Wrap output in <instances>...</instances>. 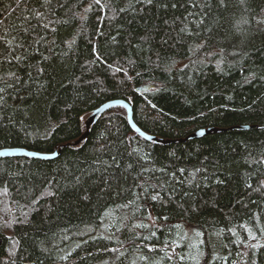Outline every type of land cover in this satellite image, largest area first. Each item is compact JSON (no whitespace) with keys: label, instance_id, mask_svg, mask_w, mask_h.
<instances>
[{"label":"trees","instance_id":"trees-1","mask_svg":"<svg viewBox=\"0 0 264 264\" xmlns=\"http://www.w3.org/2000/svg\"><path fill=\"white\" fill-rule=\"evenodd\" d=\"M0 97V264H264V0H0Z\"/></svg>","mask_w":264,"mask_h":264},{"label":"water","instance_id":"water-1","mask_svg":"<svg viewBox=\"0 0 264 264\" xmlns=\"http://www.w3.org/2000/svg\"><path fill=\"white\" fill-rule=\"evenodd\" d=\"M114 105H121L126 109V115H127V119L129 121L130 125L132 126V128L134 130H136V132L138 134H140L145 139L153 140V141H157V142H160V141L161 142H168L169 141V140H165V139H162L160 137L151 135V134L141 130L134 123V121L132 119V110H131L130 104L123 99H112V100H108V101L102 103L101 105H99L98 107L94 108L84 120L85 129L82 132V134L78 138H76L74 141L68 142L66 144L76 145L81 140H83L88 133L90 125L98 118V116L102 112H104V110H106L107 108L114 106ZM216 130H218V128H215V127L199 128V129L195 130L193 133L189 134V137L200 136L202 134L212 132V131H216ZM59 153H60V148H57L56 150H54L52 152H39V151H35V150H29V149H26L23 147L0 148V156H30V157L49 159V158L56 157ZM0 243H1V236H0Z\"/></svg>","mask_w":264,"mask_h":264},{"label":"snow or ice","instance_id":"snow-or-ice-1","mask_svg":"<svg viewBox=\"0 0 264 264\" xmlns=\"http://www.w3.org/2000/svg\"><path fill=\"white\" fill-rule=\"evenodd\" d=\"M46 2H47V0H46ZM94 2H95L96 4H99V3H100V0H94ZM149 2H151V0H149ZM221 3H223V0H221ZM90 7H91V6H90ZM37 15H41V14H40V13H37ZM258 22H259V21H258ZM50 23H51V22H50ZM44 27L47 28L48 25L46 24V25H44ZM25 31H27V29H25ZM17 59H20V58L17 57ZM0 99H2V97H0ZM158 196H159V193H157V195L153 196L152 199H153V200H156V199L158 198Z\"/></svg>","mask_w":264,"mask_h":264},{"label":"rangeland","instance_id":"rangeland-1","mask_svg":"<svg viewBox=\"0 0 264 264\" xmlns=\"http://www.w3.org/2000/svg\"><path fill=\"white\" fill-rule=\"evenodd\" d=\"M146 86H141V87H139V89H144Z\"/></svg>","mask_w":264,"mask_h":264},{"label":"bare ground","instance_id":"bare-ground-1","mask_svg":"<svg viewBox=\"0 0 264 264\" xmlns=\"http://www.w3.org/2000/svg\"><path fill=\"white\" fill-rule=\"evenodd\" d=\"M135 131H136V130H135ZM73 141H74V140H73ZM81 141H82V140H81ZM81 141H80V142H81ZM71 142H72V141H71ZM80 142H79V143H80ZM71 145H72V144H71ZM76 145H77V144H76Z\"/></svg>","mask_w":264,"mask_h":264}]
</instances>
